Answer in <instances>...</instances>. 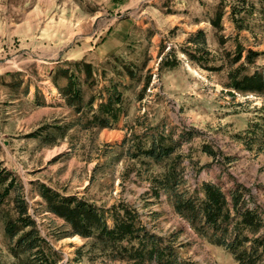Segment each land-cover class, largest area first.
<instances>
[{"label":"rangeland","instance_id":"obj_1","mask_svg":"<svg viewBox=\"0 0 264 264\" xmlns=\"http://www.w3.org/2000/svg\"><path fill=\"white\" fill-rule=\"evenodd\" d=\"M263 8L261 0H0V173L8 175L0 185V264L39 261L30 263L35 250L12 252L19 235L5 227L18 215V198L51 248L42 264H133L114 259L95 237L70 235L46 209L40 183L99 207L137 208L183 260L237 264L176 211L164 182L174 173L180 190L205 181L226 192L240 185L248 206L264 212L263 140H248L264 96L227 85L243 62L246 72L264 71V53L246 62L249 49L264 51ZM199 30L209 52L203 62L185 52H195ZM167 59L175 66H163ZM62 69L76 75L77 105L60 90L68 83ZM113 85L123 112L101 127L95 113ZM154 132L181 144L159 162L135 156ZM6 184L12 188L1 198Z\"/></svg>","mask_w":264,"mask_h":264},{"label":"trees","instance_id":"obj_2","mask_svg":"<svg viewBox=\"0 0 264 264\" xmlns=\"http://www.w3.org/2000/svg\"><path fill=\"white\" fill-rule=\"evenodd\" d=\"M261 1L264 5V0ZM218 17L221 19V14ZM192 41L196 45L195 52L187 47L186 54L193 60L203 62L209 53L204 46L207 42L205 31L199 30ZM263 53L264 51L249 49L246 62L254 63ZM233 57L232 65L242 58V49ZM86 65L90 71L91 64ZM163 66L172 68L175 64L167 59L164 60ZM246 70L247 65L244 62L232 68L229 71L228 88L243 94L264 96V71ZM60 72L68 80L65 86H59L60 90L71 105H77L76 102L82 95L77 78H74L76 75L74 72L69 73L67 69ZM112 88L114 91L110 92L105 101L99 103L95 113L94 123L101 127L113 126L123 112L122 93L116 85ZM248 133L252 134L248 138L250 143L257 142L260 137L263 140L260 146L264 148V114ZM147 136L151 139L150 142L138 145L135 156L142 154L159 162L171 156L181 144L179 140H174L171 134L165 135L164 132L159 135L154 132ZM207 151L214 154L212 149ZM7 176L3 172L0 173V185L6 183ZM181 182L173 173L165 179L164 187L171 192L176 211L188 220L194 229L212 243L227 249L233 254L237 264H264V212L259 207L248 206L242 186L237 185L230 192H226L220 184L205 181L193 190L190 188L180 190ZM11 184H6L1 198L9 193ZM39 186L46 209L66 221L70 235L95 237L114 259L133 264H195L179 258L169 240L153 232L143 222L137 208L129 204L121 201L108 208L99 207L77 195L63 194L45 183H40ZM16 207L17 217L8 219L5 227L6 233L12 238L19 235L12 252L19 256L22 252L31 253L35 250L36 256L30 254V263L36 260L39 261L35 264H42L43 260L48 261L46 249L51 251V248L36 231L35 221L26 214V202L18 198ZM109 218H112L113 224L109 223ZM26 227L30 229L23 231Z\"/></svg>","mask_w":264,"mask_h":264}]
</instances>
